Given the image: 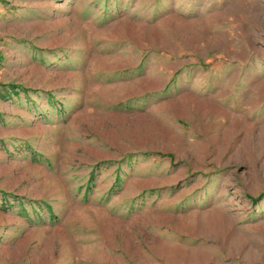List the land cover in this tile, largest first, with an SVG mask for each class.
<instances>
[{"label": "rangeland", "instance_id": "obj_1", "mask_svg": "<svg viewBox=\"0 0 264 264\" xmlns=\"http://www.w3.org/2000/svg\"><path fill=\"white\" fill-rule=\"evenodd\" d=\"M263 136L264 0H0V264H264Z\"/></svg>", "mask_w": 264, "mask_h": 264}, {"label": "bare ground", "instance_id": "obj_2", "mask_svg": "<svg viewBox=\"0 0 264 264\" xmlns=\"http://www.w3.org/2000/svg\"><path fill=\"white\" fill-rule=\"evenodd\" d=\"M231 127H236V126L231 125ZM235 129H236V128H235ZM263 138H264V136H263Z\"/></svg>", "mask_w": 264, "mask_h": 264}]
</instances>
